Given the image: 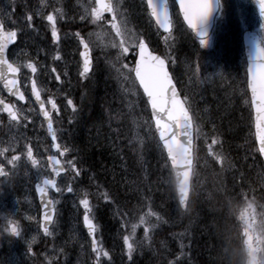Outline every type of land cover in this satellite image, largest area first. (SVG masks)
Wrapping results in <instances>:
<instances>
[{"label":"rangeland","instance_id":"rangeland-1","mask_svg":"<svg viewBox=\"0 0 264 264\" xmlns=\"http://www.w3.org/2000/svg\"><path fill=\"white\" fill-rule=\"evenodd\" d=\"M35 2L36 4L29 8L28 14L24 16L20 15L19 17L17 15L19 12L16 13L13 11L15 5V3L13 4V0H0V9L10 13L14 12L11 19L1 17L7 29L11 30L13 26L17 28L19 35L21 33L18 44L10 50L11 54L9 58L14 63L20 65L23 89L27 95L29 94V86L34 79L40 92L45 93L47 101L49 97L56 100L60 109L58 116L67 114V117H70L69 113L73 112L67 103H60V98L71 99L72 91L68 93L66 91H69V89L64 88L67 93L64 94L60 86L54 85V90L51 96H49V87L44 84V80L40 76H47L49 79L54 80L55 78L51 74V68H53L60 76V72L67 73L65 75L66 81L70 80L71 77H76L80 72L79 67L77 68L78 63L73 55L76 53L74 46L77 44V41L70 33L65 32L66 35L60 38L58 45L53 44V42H48L45 45V41L42 40L39 42L40 39H36L32 34L33 30H31L32 27L28 26L27 16L32 15L36 20L43 18L47 21L46 16L52 13L56 16V24H61L65 20L64 16L70 8H78L84 14H86L87 10V13H89L91 11L90 0H35ZM114 2L115 5H118L116 23L121 28L127 29V43L130 45V51L121 57V49L112 46L113 43L117 45L120 43V38L116 37L115 31L111 27L113 21L112 14L104 18L102 24L104 30L92 32L91 30H94V28H89L86 34H93L86 41L93 47L94 51L98 52V66L95 67V76H89L93 81L89 77L82 79L85 83H83L84 86L87 85L85 86L83 94L86 95L85 91L88 88L92 90L88 92V95L94 90L101 91L99 89L103 90V88L110 93L113 87L109 84H112L114 81V83L123 86V81L125 80L126 86L124 85L123 91L128 100L125 106H129L131 110L135 108L137 111L140 108L144 114V118L143 116L140 117V122L135 125L133 123L131 125L133 127L130 129L136 138L138 148L142 147L147 152L154 149L160 154L152 126L148 120L149 112L147 106L146 104H142L141 99L143 98L140 96L136 83L132 79V65L127 62L130 54H133L140 40L148 37L151 41L155 42L157 37L150 33H154L156 28L148 14H144L143 0H114ZM224 3H226V13L223 11V14L219 17L217 29L210 38L206 39L205 46L201 47L200 43L191 45V38L185 41L182 36L174 37L173 32L172 34L162 36L161 40L165 42V45L161 46V51L167 55L171 68L180 83V88L185 94L186 102L195 118L194 123L197 127L196 135L202 142V149L208 151V156L215 162L218 172L224 176L220 178L221 182L223 183L227 177H230L248 186L244 188L242 184L237 188L229 186V191L231 192L228 193L229 198L233 201L235 198L237 201L234 205L235 211H231L230 214H227L228 216L226 215L227 219L225 218L226 220H230V225L233 224L237 231L235 235L239 236L240 245L244 254V263L236 251H231L229 256H226L228 262H226L227 260L224 261V254L221 251L224 245L226 229L224 214L215 212L212 206L200 205L201 210H207V217L213 218L212 226L208 227V231L213 239V261L215 264H264V168L259 163L255 151H250L251 149L249 148H247V151L246 149L243 151L235 147L230 149L228 145L231 144V139L226 137L227 130L230 131L232 128L230 126L231 120L234 122V128L236 125V130L241 132L245 129L242 123H248V109L251 117L249 98L245 89L246 84L243 81L245 60L240 55L237 44L235 32L237 27L235 22L227 30V34L229 35L228 48L233 50L234 56L228 59L225 64L226 79H224V73L219 76V69H214L215 65L217 66L219 55H221L220 57L222 59H227L229 56L226 40L224 43L221 42V45L217 41V34L221 33L223 27L228 23L229 16L235 17L236 14H240V16H237V19L240 23V30H243L248 26V23L254 21V11L256 10L251 7L247 0H224ZM56 9H60L61 12L57 13L55 11ZM121 9L124 11L121 12ZM125 11H128L130 14L128 12L124 14ZM181 28L182 26L178 30H181ZM240 30L239 33L241 32ZM49 35L52 37L51 31ZM219 37L223 38V35ZM218 48H224L225 51L216 53L215 57L212 58L211 55ZM57 52L61 56L60 60L54 59ZM104 53L109 54L104 55ZM221 58L220 60H222ZM101 60L104 62H108L109 60V64L116 71L119 69L120 71L117 72L118 77H110L111 79L107 80H105L104 76L100 78L98 74H101L102 71V68L99 67ZM199 61L200 63L198 64ZM28 62L36 64L37 73L35 75L25 67ZM124 65H127V67H124ZM207 67L208 71H205ZM119 77H124V80L121 81ZM60 78L63 79L62 77ZM202 79H207L208 83H204L206 85L208 84L209 93H216L223 100L231 97L232 93H234L237 102L236 106L238 105L237 116L231 119L232 115H224L221 112L222 109H220L218 102L214 101V98L208 94L207 90H204L206 85L202 82ZM98 85L102 86V88H98ZM70 88H73L71 84ZM0 95H3L1 88ZM139 97L140 102H137ZM48 105L52 114H56L52 111L51 105ZM14 106L18 111L20 120L19 122H12L9 119L3 120V136L0 138V149H7L4 155L0 156V165H3L9 173L7 177L0 176V217L7 216L9 219L18 223L21 236L14 237L4 232L3 228L7 224L0 226V232H3V235H0V264H36L33 255L27 253L20 245L24 244L28 246L29 241H32L31 245H38L43 240L39 232V210L36 205L33 186L35 183H40L43 178L49 177L45 157L52 154V149L43 122L30 98H28L27 106L21 107L17 104H14ZM85 110L83 108L77 109L76 118L78 120L79 116L81 117ZM224 110H226V107H224ZM57 133L60 136L61 132L59 129ZM108 140L110 141V138ZM213 140L217 141V143L213 144ZM59 145H61L62 150L64 147L63 143L59 142ZM29 148L32 150V159L37 161L36 166H33L31 159L28 157ZM114 148L116 149V147ZM55 154L60 156L58 151ZM114 155L119 156L121 163L122 157H120L117 149L114 151ZM14 156L19 157L15 167L8 164V161ZM155 156L156 160L154 162L157 165L161 162L163 163L162 156L161 158L158 157L160 160L157 159V154ZM208 156L207 154L205 155L203 162L207 163L209 161ZM232 157H236L238 160ZM125 164L126 162L124 161L122 165ZM66 168L68 169L69 166L66 165ZM146 168L148 169V166ZM162 168V173L168 176L165 167L162 166ZM57 185L63 190V194H51V199L54 202L56 213L58 212L60 219L59 223L55 222L56 224L51 228L50 232L52 234L46 238L48 240L45 243H49V248L42 253V258L48 264H87L88 259H86V256L90 257V245L81 227V218L83 217L84 210L79 204L83 191L79 186V182L72 178L61 177ZM69 186L74 189L71 193L67 192ZM130 192H132V186L130 187ZM133 196L137 197L135 193H133ZM193 200L192 195L184 214L187 220L193 217L192 213L195 211L192 209ZM103 201L105 200L103 199ZM91 204L93 205L92 219L98 226L99 222L103 223L104 211L98 201H91ZM194 205L195 209L199 208L198 202ZM142 208V214L149 210L145 205ZM107 214L114 223L113 228L109 225V229H104L110 235L106 233V236L110 237L108 245L110 246L109 254L112 259L109 262H105L102 258L101 264H127L129 259L128 261L125 260L128 255L123 238L131 232V224L138 223L139 217L131 216V213L127 214V211L120 209L118 206L109 207ZM152 217L155 218L153 219L155 222L151 221ZM152 217H148V220L151 225H155L154 227L162 222L161 219L157 221L155 215ZM125 221L128 222L127 227L124 226ZM215 225L222 227L224 233L218 232L215 229ZM103 226L105 225L103 224ZM152 230L153 227L151 228ZM140 238L145 240L144 226L137 228L134 237L135 243ZM148 239H150V233ZM190 240L191 238L189 237L185 243L181 244L180 256H183V252L187 251V245ZM167 251L165 247V255L169 254ZM192 252H194V249L190 250V253ZM115 254L117 256L119 254L120 257L115 258ZM135 256L136 248L132 255V261H129L131 264H137V261H133V258H136ZM178 260V258H175L173 261L176 263Z\"/></svg>","mask_w":264,"mask_h":264},{"label":"trees","instance_id":"trees-1","mask_svg":"<svg viewBox=\"0 0 264 264\" xmlns=\"http://www.w3.org/2000/svg\"><path fill=\"white\" fill-rule=\"evenodd\" d=\"M180 36L185 41L188 40V37L183 33ZM155 50L161 52V44ZM110 77V75L106 76L107 79H111ZM113 83L109 84L113 87L110 90L111 94L105 88L103 90L99 89L101 91L94 90L95 92H91L90 95L87 93L82 105L83 109L86 110L79 117V124L72 131V137H68L70 143L77 150L76 162L84 174L82 183L84 188L88 189L87 192L90 193L89 199L90 201H98L104 211L103 223L99 222L102 234L107 233L104 229H109V225L112 226L111 228L114 225L111 217L107 214L109 207L119 206L127 211V214L131 213L136 217H140L143 211L142 207L145 205V207L156 213L162 222L150 231V239L139 243L136 258H133V261H137V264H170V262L172 264L173 260L178 258L179 260L175 264H215L213 261L214 250L209 256L206 254L209 243L212 245L213 242L208 231V227L213 224V218H208L207 210H201L200 205L208 200L209 206H212L215 212L224 214V218L227 219L226 215L234 210L233 201L228 194L230 192L229 186L237 188L238 184L233 178L228 177L229 186L224 188V183L220 180L222 175L218 172L211 157L208 156L209 161L207 163L203 162L206 153L200 145L196 173L207 170L210 173L211 182L206 190L207 196L199 200V208L192 213L193 217L187 220L184 213L179 210L175 198L170 197L168 191L170 187L169 178L162 173L163 168L160 163L157 165L154 162L156 160L154 149L147 152L142 147L138 148L136 138L130 136V129L133 127L131 125L133 123L135 125L140 117L137 109L131 110L125 106L128 101L127 98L119 95L115 88L116 83ZM98 88H102V86L98 85ZM212 97L214 101L218 102L224 115H232L231 119L237 116L238 105L236 106L234 93L225 100L217 94L212 95ZM224 107H226V110H224ZM230 126L232 128L230 131L227 130L226 137L231 139V144L227 145L230 149L235 147L244 151L251 137L248 123H242L245 129L241 132L236 130V125L234 128L232 120ZM108 138H110V141ZM111 146L113 148L119 147L120 155L123 154V157L120 156L122 157L121 163L119 156L116 157L110 153ZM124 151L126 152L123 153ZM127 159L128 164L122 165L124 161L127 162ZM146 166H148V169ZM131 186L132 192H130ZM104 192L108 193L110 197V201L106 204L103 197L99 195ZM133 193L137 197H134ZM200 195L203 196V192H200ZM153 219L155 218L152 217L151 221L155 222ZM226 223L225 220V240L221 248L224 261L227 260L226 256H229L231 252L228 249L233 247L235 239L230 231L229 224ZM215 229L220 233H224L222 227L215 225ZM189 237L195 239L197 244L193 245L189 242L187 251L183 252L182 257L179 255V252H181L180 246ZM169 242H176L177 244L170 247ZM167 245L171 249L167 251L169 254L165 255L164 249ZM191 249H194V252L190 253ZM125 260L128 261V257ZM127 264L131 263L128 261Z\"/></svg>","mask_w":264,"mask_h":264},{"label":"snow or ice","instance_id":"snow-or-ice-1","mask_svg":"<svg viewBox=\"0 0 264 264\" xmlns=\"http://www.w3.org/2000/svg\"><path fill=\"white\" fill-rule=\"evenodd\" d=\"M147 8L150 10L151 15L156 19L157 23L163 27L167 28L170 23L169 11L164 6H158L155 0H146ZM181 10L184 15V19L187 21L188 28L195 30L198 22H201L209 13L210 4L209 0H197L196 3H186V0H179ZM14 4V0H13ZM14 11V9H13ZM57 13H60V9L55 10ZM259 11L261 17L264 18V2L259 4ZM111 13L113 15V21L111 23L112 29L116 33V37L120 38V43L117 45L113 43V47H119L121 49L120 56H125L130 51V45L127 43V29L121 28L117 23V13L118 5H114L110 0H94V5L91 7V12L86 15H90L92 23H97L104 18V13ZM13 13L7 12L3 9H0V17H7L11 19ZM85 17H82L84 19ZM32 15L27 16L28 26L31 27ZM47 21L51 25V36L53 44L59 43L60 37L56 28V16L52 13H49L46 16ZM80 39V44L83 46L84 51L80 53V56L83 58L82 70L79 72L80 77L87 78L89 73L92 70V62L89 56V44L80 37V34H76ZM200 35V45L201 47L206 45V40L202 34ZM17 38V31L11 30L8 31L5 29V24L3 19H0V82H3L4 89L9 92L10 95L16 96L19 100H24L25 97L23 93L20 92L18 84V74L21 71L20 65L14 63L10 58L9 45L13 44ZM134 46V45H132ZM139 58L136 61L135 66V76L139 81L140 87L143 89V93L147 97V102L150 106H153L154 115L161 121L171 124V130L168 128L163 129L160 132V135L163 140L169 139L172 135L176 133L175 123L170 120V108L176 106L183 109V111L188 115L189 113L185 107V104L181 99L178 98V93L176 88L173 86L172 79L169 76L168 71L165 69V60L161 59L160 56L152 55L147 51L146 44L143 40L139 41ZM119 58V57H118ZM55 60H60L61 56L57 52L54 57ZM25 67L30 70L34 75L37 73V66L33 62H28ZM127 67V65H124ZM53 72L56 70L53 69ZM120 70L117 69V72ZM131 71V70H130ZM67 75V73H65ZM127 79V77H125ZM57 82H60V75H56ZM247 83L248 88L251 91V108L253 111V121L256 129V135H264V49L258 48L255 53L254 58L252 59L250 65L247 67ZM32 95L35 97L36 103L39 105L40 114L43 116L45 122H47L48 132L52 137L53 147L60 153V156H65L71 150L64 146L61 150V145L57 144V134L53 128L52 122V112L48 111L45 101L41 99V92L37 88L36 81H32ZM47 104L51 105V109L57 115L60 114L59 106L56 100L52 97H49ZM68 107L72 108V111L75 113L77 107L74 104L72 99H67ZM157 108L159 111H157ZM0 111L6 112L10 120L19 122L20 118L18 111L15 109L14 105L7 104L3 99H0ZM180 130L182 132L186 131V124H181ZM258 142V141H257ZM217 141L213 140V144ZM259 143V142H258ZM7 149H0V156L4 155ZM260 151L264 152V144H260ZM28 157L31 159L33 166L37 165V161L32 159V150L29 148ZM19 160L18 156H14L11 160L8 161V164L15 167L16 161ZM49 167L55 176H60L62 172L67 171L63 166V162L57 159L55 156H49ZM66 164L71 168V171L75 173L76 177L81 175V168L77 166V162L74 159L67 160ZM9 175L8 171L5 170L3 165H0V176L7 177ZM51 188L56 193L63 194V190L57 185L55 179H44L42 181V186L37 185L36 191L41 198V210H42V223L41 228L45 235H51L52 233L49 230V225L53 223L54 220V202L47 198L48 189ZM73 187L69 186L67 192H73ZM100 196L106 202L110 201L108 193H100ZM90 193L84 191L82 198L79 200L80 206L84 210L83 214V223L87 228L88 235L92 237V252L95 254V264H101L102 257H108L109 253L103 250L102 244L99 240L96 239L95 233L97 231V226L93 223V205L90 202ZM99 198V196H98ZM181 207H186L187 204L183 199L179 200ZM156 216L157 221L160 217L156 215L150 208L148 212L140 215L138 223L131 224V232L128 235H125L123 238V243L127 251L128 259L132 261V255L135 251V233L138 227L144 226L145 240L149 238V233L151 228L155 225H151L148 217ZM7 221V226L4 227V232H7L9 235L14 237L21 236V230L18 223L14 220L9 219L7 216L0 217ZM125 227L128 226V222L125 221ZM0 235H3V232H0ZM34 239V238H33ZM31 243L28 242L29 252H31ZM171 264V262H170Z\"/></svg>","mask_w":264,"mask_h":264},{"label":"water","instance_id":"water-1","mask_svg":"<svg viewBox=\"0 0 264 264\" xmlns=\"http://www.w3.org/2000/svg\"><path fill=\"white\" fill-rule=\"evenodd\" d=\"M174 1L177 5V8L179 10V13L181 15V18H182L184 24L188 28L187 21L184 19V15H183V12H182L181 7H180L179 0H174ZM155 2L157 3L158 6H164L169 11L168 4H167L166 0H155ZM196 2H197V0H186V3H196ZM209 4H210V10H209L208 15L201 22H198L196 29L192 30L191 28H188L193 33V35H195V37H197V38H201L200 35H198V34H202L204 38L209 35L210 29L212 26V20H213L214 14H215L216 9H217V3H216V0H209ZM146 5H147V2H146ZM148 12H149L150 16L152 17L154 23L162 31V33H167L170 31V24L171 23H169L167 28L165 29L157 23L156 19L151 15L150 10H148ZM169 19H170V13H169ZM170 22H171V20H170ZM15 42H16V40H15ZM243 43H244V53L246 56V62H247V67H248L250 65L252 59L254 58L255 53L257 52V49L258 48L264 49V41H261L260 39H258L255 34L245 33L244 37H243ZM13 44H11V45H13ZM11 45H9V46H11ZM82 51H84L83 46H82ZM147 51L149 53H151L152 55H157L155 53H152L148 47H147ZM138 54H139V46L137 48V55H136V60L134 62V69L136 66V61L139 58ZM89 56H90V52H89ZM157 56H159V55H157ZM82 60H83V58H82ZM134 69H133V76H134L137 84L139 85V81L136 79ZM165 69H166V71H168L167 66H166V62H165ZM246 70H247V68H246ZM169 76H170V74H169ZM170 78H171V76H170ZM18 84H19V79H18ZM0 85L2 86L4 92L7 96L16 99L17 101H19L22 104L25 103V99L19 100V99H17L16 96L10 95L9 92L4 89L3 82H0ZM173 86L175 87L174 83H173ZM139 87H140V85H139ZM19 88H20V85H19ZM140 89L143 93L142 87H140ZM247 89H248V94H249L250 104H251V91L248 88V83H247ZM20 92L22 93L21 90H20ZM31 93H32V90H31ZM177 93H178V91H177ZM143 95L147 101V97L145 96L144 93H143ZM32 97L35 101V97L33 95H32ZM178 98L181 99L179 93H178ZM35 103H36V101H35ZM7 104H9V103H7ZM36 105L39 108V105L37 103H36ZM148 106L150 109V115L152 118V122H153V126H154L156 136H157L159 142L161 143V145L164 149V152L166 154V157L169 161V164H170L171 169H172L173 174H174L175 188H176L178 203H179L180 199H183L187 204L188 195H189V188H190V178H191V173H192V148H193V131H192V129L193 128H192L191 116L189 114V116H190V119H189L188 115L183 111V109H181L178 106H176L174 108H170V113H171L170 120L173 123H175L176 133H175V135H172L169 139L163 140L161 135H160V132L165 128H168L169 130H171V124L165 123L164 121L159 120L153 113V106H150L149 103H148ZM39 110H40V108H39ZM157 111H159L158 108H157ZM4 113L7 115L6 112H4ZM252 114H253V111H252ZM41 118L44 120L42 115H41ZM44 122H45V120H44ZM182 123L186 124L187 130L184 132H182L180 130ZM45 125H46V129L48 132L47 122H45ZM253 127H254V135H255V141H256V144L258 147V151H259L261 159L264 163V152L260 151V144H264V135H261V134L256 135V129L254 126V121H253ZM48 135L50 136V138L52 140V137L49 134V132H48ZM47 162H48V167H49L48 158H47ZM49 170L53 175V179L56 180L57 176H55V174L52 172L50 167H49ZM63 173L64 172H62L61 174H63ZM36 187H37V185L35 186V191H36ZM36 196H37L38 205L40 207V230H41L42 234L44 236H46L44 234L42 228H41V223H42V210H41V208H42V206H41V198H40L39 194L37 193V191H36ZM47 198H49L48 193H47ZM179 206H180V204H179ZM180 208L183 211V210H185L186 207L180 206ZM83 228H84V230H85V232H86L87 236L89 237L91 244H92V237H90L88 235V231H87V228L85 227L84 223H83Z\"/></svg>","mask_w":264,"mask_h":264},{"label":"flooded vegetation","instance_id":"flooded-vegetation-1","mask_svg":"<svg viewBox=\"0 0 264 264\" xmlns=\"http://www.w3.org/2000/svg\"><path fill=\"white\" fill-rule=\"evenodd\" d=\"M78 13H81V12H78ZM257 33H258L261 37H264V26H260V27H259V25H258V27H257ZM52 70H53V69H52ZM52 70H51V72H52V74H53V77H55V79H56V75H57V74H56V72H53ZM60 74H61V76H62L63 79L60 78V82H58V83L61 84V83L66 82V76H65L64 73H61V72H60ZM56 81H57V80H56ZM94 256H95V254H94L93 252H91V257H90V258H91V262H90V264L95 263V261L92 260V257H93V259H95ZM105 259H106V258H105ZM106 261H110V258H109V259H106Z\"/></svg>","mask_w":264,"mask_h":264},{"label":"bare ground","instance_id":"bare-ground-1","mask_svg":"<svg viewBox=\"0 0 264 264\" xmlns=\"http://www.w3.org/2000/svg\"><path fill=\"white\" fill-rule=\"evenodd\" d=\"M6 222H7L6 220L0 218V226H1V224H2V225L5 224ZM190 242H191L193 245H196V244H197V241H196L195 239H192V238H191ZM176 244H177L176 242H169V246H170V247H173V246H175ZM169 246H168V245L166 246V248H167L168 251L171 249Z\"/></svg>","mask_w":264,"mask_h":264}]
</instances>
